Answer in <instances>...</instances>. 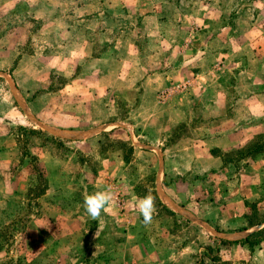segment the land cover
Instances as JSON below:
<instances>
[{
	"label": "rangeland",
	"instance_id": "rangeland-1",
	"mask_svg": "<svg viewBox=\"0 0 264 264\" xmlns=\"http://www.w3.org/2000/svg\"><path fill=\"white\" fill-rule=\"evenodd\" d=\"M260 157L264 0H0V264H264Z\"/></svg>",
	"mask_w": 264,
	"mask_h": 264
},
{
	"label": "crops",
	"instance_id": "crops-1",
	"mask_svg": "<svg viewBox=\"0 0 264 264\" xmlns=\"http://www.w3.org/2000/svg\"><path fill=\"white\" fill-rule=\"evenodd\" d=\"M263 157H260L254 161H252V164L249 166L247 174L250 175L248 176L249 181L246 182L245 184L247 185L244 188V183L240 186L237 187L238 192H236L235 196L238 194V198H234L232 201L233 203H226V202H221L222 200L214 201L213 203L210 204H205V208H210L212 214L218 213V216L223 215L228 218L227 216H234L235 218H238L240 215V211H242V205H243V190H250L251 192L257 191L259 188L262 187L264 184V161ZM257 175V176H256ZM256 176V177H255ZM245 179V178H244ZM241 191V193L239 192ZM240 194V195H239ZM248 196V194H246ZM226 200V199H223Z\"/></svg>",
	"mask_w": 264,
	"mask_h": 264
},
{
	"label": "water",
	"instance_id": "water-1",
	"mask_svg": "<svg viewBox=\"0 0 264 264\" xmlns=\"http://www.w3.org/2000/svg\"><path fill=\"white\" fill-rule=\"evenodd\" d=\"M119 124H112V125H105V126H102V127H99L95 130H91V131H85V132H79L77 133L78 136H89V135H92L96 132H101V131H104V130H107L109 128H114L116 126H118ZM52 133L56 134V135H62V131H53ZM251 233H245L244 235L243 234H235V235H232V237H235V238H239L241 236L243 237H248ZM226 237V236H225Z\"/></svg>",
	"mask_w": 264,
	"mask_h": 264
}]
</instances>
